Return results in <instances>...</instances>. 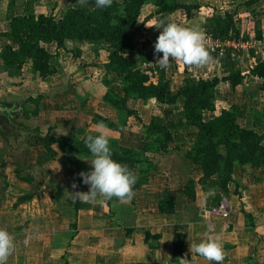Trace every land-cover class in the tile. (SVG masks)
<instances>
[{"label":"crops","instance_id":"0c3cea01","mask_svg":"<svg viewBox=\"0 0 264 264\" xmlns=\"http://www.w3.org/2000/svg\"><path fill=\"white\" fill-rule=\"evenodd\" d=\"M179 1L202 5L200 0ZM79 2L77 0L71 7ZM45 4L44 0H39L35 9L40 6L43 9ZM148 5L143 9L144 17L156 10L153 5L148 12ZM244 6V14L239 10L240 27L242 32L251 34V39L239 43L230 41L229 46L235 50L232 54L238 59L235 70L247 74V77L235 88L229 82H222L218 89L223 97L222 107L236 105L241 122L264 133V90L260 88L261 80L250 74L252 67L264 62V0L249 6L244 2ZM207 10V15L212 10L213 20L218 16L224 17L228 12H215L210 7ZM39 13L47 12L41 10ZM162 20L182 21L183 16L179 12L154 15L146 23L141 41L154 43L159 34L155 25ZM255 27L261 30V39L255 37ZM5 30L6 27L0 23V32ZM202 37L204 39V34ZM103 43L68 40L65 47L60 49L56 43L46 45L55 55L57 70L47 78L33 73L31 63L25 65L19 76L0 73V106L3 107L0 113V227L7 229L15 244L7 264H181L182 259L183 264H215L189 251V244L199 242L206 234H219L224 253L221 264H264V211L245 204L246 198L241 197L234 203L228 201L231 207L228 219L211 214L207 203L215 194L212 192L209 195V191L199 185L204 173L194 164H187L185 173H174L168 175L167 179L149 176L145 183L132 190V197L126 203H121L116 197L104 199L102 203L69 199V192L88 190L89 186L82 182L80 173L90 170V162L86 160L90 156H66L55 143L53 148L58 155L53 158L33 130L53 127V136L62 140L71 134L83 135L91 131L96 114H109V119L115 118L118 113L116 109L101 99L97 103L86 102L75 96L70 80L71 73L74 77L79 74L80 66L73 52L76 58L90 64L98 57ZM65 50L68 58L64 57L67 56ZM149 50L153 54L151 46ZM209 54L210 60L218 63L217 70L221 71L220 57L223 53ZM142 55L141 43L128 55L132 67L145 66ZM160 55L162 53L156 58ZM107 61L108 54L103 63ZM192 66L196 71L191 69ZM192 66L169 61L166 73L174 91L183 85L185 78H198L191 72H199L203 65ZM214 76L220 77L219 74ZM200 77L212 78L202 74ZM69 81L71 83L68 84ZM119 84L121 86V82ZM149 101L157 103L154 99ZM183 102L184 99L180 97L176 104L180 106L182 119ZM157 104L165 112L169 109L173 111L176 106ZM214 116L212 111L204 112L205 120ZM169 118L179 121V117L174 115H169ZM182 126L177 127V132L191 129L196 141V131L187 125ZM185 149L184 156L191 145L185 146ZM155 169L158 170V164H153V173H156ZM246 169H250L249 173L245 172ZM254 170L261 177L258 178ZM254 170L251 164L235 166L234 179L240 185L239 191L241 187L256 188L253 184L264 181V167H254ZM189 179L197 183L195 198H189L183 192ZM164 182L168 185L165 186ZM164 188L176 198L177 207L172 214H163L158 208ZM179 197L182 199L180 203ZM225 201L223 194L218 193L217 206ZM240 205H243L244 213L235 210ZM245 214L249 215L250 221L256 218L255 226L251 225L252 222L247 225ZM176 233L185 236L184 250L187 256L173 262L171 252Z\"/></svg>","mask_w":264,"mask_h":264},{"label":"trees","instance_id":"16d2710c","mask_svg":"<svg viewBox=\"0 0 264 264\" xmlns=\"http://www.w3.org/2000/svg\"><path fill=\"white\" fill-rule=\"evenodd\" d=\"M38 1L23 0V10L20 13L14 12L16 1H9L6 30L0 32V73L19 76L25 65L31 63L33 73L47 78L54 75L57 70L55 55L46 48V45L56 43L60 49L65 47L68 40L104 42L109 49L108 68L118 76L123 94L120 95L106 82L102 85L93 82V86L103 87L104 93L100 99L115 108L118 114L136 113L135 109L130 110L127 106L129 98L144 102L154 99L157 103L169 106H175L180 97L184 99L183 119L178 122L171 120L160 108L154 110L150 121L143 123L146 130L145 139L138 152L116 147L111 150L113 158L127 165L134 175L140 172L143 174V171L148 174L152 170L153 164H143L148 160L146 153L167 152L174 141V131L180 124L192 127L196 131L197 139L185 157L203 170V177L198 183L204 190L227 192L229 185L235 183L236 165L251 164L256 168L264 167V133L243 124L237 116L236 105L228 108L216 107L220 83L229 82L231 87L235 88L247 77V74L235 70L238 61L232 54L235 50L227 47L220 57L223 75L207 79L187 77L183 85L174 91L171 80L167 77V68L161 69L156 63L158 54L154 55V52L151 54L149 50L151 46L154 51V43L149 40L141 41L142 31L154 15L179 12L186 19H191L200 9L199 4H187L179 0H152L156 10L144 17L143 9L150 0H113L111 7L104 9L95 8L94 0H83V5L69 7L57 18L52 13H36L35 3ZM256 1L258 0H249L245 3L249 6ZM201 28L204 29L202 31L204 35H211L213 39L221 42L239 43L251 39L250 33L242 32L240 18L235 12L228 11L224 17L218 16L216 20L203 22ZM254 35L257 39L262 38L259 27H255ZM141 43L143 47L141 59L145 66L134 68L128 60V55ZM250 74L261 80L260 88L264 90V62L252 67ZM86 81L91 83L89 79L83 82ZM87 92L83 95L75 93L79 99L86 100ZM89 97H92L90 92ZM205 111H212L215 116L205 120ZM96 119L103 122L111 121L99 114L94 116L93 121ZM52 130L53 127H47L33 131L53 158L58 155L53 148L55 143H58L66 156H90L84 147L83 137L95 135L94 131L83 135L71 134L69 138L59 140L53 136ZM148 177L147 175L137 178L133 189L143 184ZM196 187L197 183L189 179L183 190L184 195L195 198ZM176 207L175 196L168 189L164 190L158 204L159 211L163 214H172ZM245 217L249 218V215L245 214ZM184 241L183 234L174 235L171 252L173 262L187 256Z\"/></svg>","mask_w":264,"mask_h":264},{"label":"rangeland","instance_id":"374dc122","mask_svg":"<svg viewBox=\"0 0 264 264\" xmlns=\"http://www.w3.org/2000/svg\"><path fill=\"white\" fill-rule=\"evenodd\" d=\"M9 1L10 0H0V23L3 24L4 28L7 25V15L9 14L8 13L9 12L8 11ZM15 1H16V4H15L14 12L16 13L22 12L23 0H15ZM76 1L77 0H44L46 4L44 5L43 9L40 6L39 9H35V10L36 12L38 11L37 13H39V11L41 10H45L47 13H52L57 18H59L63 15L65 10L68 7H71V5L75 4ZM78 1L80 2L77 3L75 6H77L78 4L80 5L83 4V0H78ZM200 1L202 5H200V9L194 13V16L191 19H186L185 17H183L182 21L174 20V22L181 26H196L198 30L200 31V33L203 34L202 31L204 29L201 28V24L203 22H208L210 19L213 18L211 17V15L213 14L212 10H210V14L207 15L208 7L214 9L215 12H226V11L235 12L237 16L239 17V10L241 13L244 14V11H245L244 2H246L247 0H200ZM152 8H153V2L152 0H150L149 5L147 6L148 12L149 10H152ZM152 11L155 12V9H153ZM207 18H210V19L208 20ZM3 41L1 43H3ZM103 44L104 45L99 48V50L101 51L98 57L92 60L90 64L85 63V61L84 60L82 61L81 58L79 57L76 58L77 57L76 53L73 52V55H74L73 57H75L74 59H78L80 61V66H79V74L77 73L78 75H76L77 77L76 76L74 77L72 75L73 73L70 74V80L73 83L72 91L75 96H77L76 93H81L83 95L86 91H88L87 92L88 95H86L88 96V99H86V102H91V101L95 103L100 102L97 99H100L101 94L104 93L102 89L103 87L98 86L96 88L93 86L94 83L102 85L103 82L104 83L106 82L110 84L114 88V90H118L119 91L118 93L120 95L123 94L122 91H120L121 86L119 84L120 80L118 76L115 73H113L110 70V68H108L107 63H103V61L107 60V54L109 51L107 44L106 43H103ZM52 46H53L52 49L55 51L54 45ZM66 53H67V50L64 51V54ZM64 57L68 58V53H67V56H64ZM62 61H66V60H62ZM182 68L183 67H181V69ZM191 69L196 71V68L194 66H192ZM217 69H218V63L215 61L212 62L211 60H209L207 64L203 65L202 68L198 69L199 72L196 73L192 71L191 73L192 75L198 76V77H200L201 74L204 77H212L214 74H219L220 76L223 75L224 73L223 67L221 66V71H218ZM85 79H89L91 83L87 81H86L87 83L83 82ZM71 81H69L68 84L71 83ZM66 90L68 91L69 88H66ZM89 92L91 93L92 97H89ZM222 100H223V97L219 93L218 96L216 97V107L217 108L222 107L221 106ZM127 102H128L127 106L130 110L132 109L136 110L135 114L133 113L126 114V112L120 113V114L117 113L114 119L110 118L111 121L109 122H103V121H99L96 119L95 121H93V124H92L93 127L91 131H94L97 134L98 125L102 124L104 127L103 129H99V130L106 132V134L110 138L109 147L111 150H113L116 147L117 149L128 148V149H132L135 152H138L141 149V144H143V141L145 139L144 134L146 130H144L143 123L149 121L151 119V116L154 110L157 109V107L159 108L160 106H158L157 103H154L151 101H147V102H144L142 100L135 101L132 98H129ZM174 108L175 109L173 111H170L169 109L167 110L166 113L170 116L174 115L176 118L179 117L178 120H180L181 119L180 118L181 115H179L180 106L176 105ZM107 115H108L107 118H109V114ZM107 115L105 116L101 115V117L105 118ZM179 126L181 128L182 125L180 124ZM174 133H176L174 134V141L170 145V148L167 152H156V151L150 152L149 151L148 153H146L148 160L147 162L143 164H158V170L156 169L154 170V172L156 171V173H153V170H152L148 174H145L146 172L143 171V174H141L140 172V174L138 173L135 175L137 176V178L145 177L148 175L150 177L167 179L168 175L171 176V174L180 173V172L185 173L187 164H192V165L194 164L190 162L188 159L186 160L184 156V151L186 150L185 146L191 145V148L193 147L194 142H195V140H193V137L195 136V134L191 132V129L190 131H184V132H181V131L177 132V130H175ZM151 138L154 139V137H151ZM191 142H193V144H189ZM220 151L223 152L222 148H220ZM253 170H254V167H253ZM135 171L137 172L138 169ZM249 171L250 169L245 170L246 173H249ZM257 172H258L257 170H254V173L257 174L258 178L261 177V175H259ZM234 178H235V175H234ZM164 185L167 186L168 184L164 182ZM235 185L236 187H234ZM253 186H256V188L249 187V186L241 187L239 191L238 187H240V185L237 183V181H235V183H232L229 185V190L227 192H221V193L223 194V197H225V199L227 200L225 201L227 203L228 201L229 203H234V201L237 202L238 200L241 199V197H243V198H246L245 204H251L252 206H256L258 208V211L260 210L264 211V181L261 180L258 182L257 185L253 184ZM243 193H247V195L246 194L242 195ZM214 194L215 195L209 198V201L207 203V205L210 208L217 206L218 192L215 191ZM181 200L182 199L179 197L178 203H180ZM236 209L244 213L243 205L235 207V210ZM245 219H246L247 225H249L250 222H252L251 225L255 226L256 224L255 217L251 221L247 217H245Z\"/></svg>","mask_w":264,"mask_h":264},{"label":"clouds","instance_id":"9594fccd","mask_svg":"<svg viewBox=\"0 0 264 264\" xmlns=\"http://www.w3.org/2000/svg\"><path fill=\"white\" fill-rule=\"evenodd\" d=\"M112 3L113 0H94L97 9L111 7ZM155 26L159 29V34L154 42V55L162 53L156 60L161 69H166L170 60L196 66L209 62V51L196 26H181L170 20H162ZM103 127L100 124L97 134L83 137L84 147L90 153V158L86 160L90 162L91 168L86 173L82 171L80 176L82 182L89 187L87 191L69 192L71 200L102 203L104 199L116 197L121 203H126L132 197V189L137 177L127 165L113 158L109 147L110 138L106 132L99 130ZM209 195H212L211 190ZM14 247L11 234L7 229L0 227V264H7ZM189 251L215 264H221L224 260L219 234H206L199 242L190 243Z\"/></svg>","mask_w":264,"mask_h":264},{"label":"built area","instance_id":"2783aa9c","mask_svg":"<svg viewBox=\"0 0 264 264\" xmlns=\"http://www.w3.org/2000/svg\"><path fill=\"white\" fill-rule=\"evenodd\" d=\"M203 43L209 52L224 53L227 47H230L228 42H221L213 39L211 35H204ZM231 207L227 202H222L216 207L210 209L211 214L217 215L223 219H228L230 215Z\"/></svg>","mask_w":264,"mask_h":264},{"label":"water","instance_id":"95a60500","mask_svg":"<svg viewBox=\"0 0 264 264\" xmlns=\"http://www.w3.org/2000/svg\"><path fill=\"white\" fill-rule=\"evenodd\" d=\"M2 110H3V107H2V106H0V113L2 112Z\"/></svg>","mask_w":264,"mask_h":264}]
</instances>
